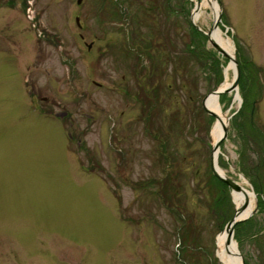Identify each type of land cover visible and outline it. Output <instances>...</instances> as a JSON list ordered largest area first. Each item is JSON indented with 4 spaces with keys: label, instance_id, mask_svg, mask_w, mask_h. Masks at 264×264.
<instances>
[{
    "label": "rangeland",
    "instance_id": "1",
    "mask_svg": "<svg viewBox=\"0 0 264 264\" xmlns=\"http://www.w3.org/2000/svg\"><path fill=\"white\" fill-rule=\"evenodd\" d=\"M30 1L0 0V264H221L236 205L209 178L202 100L229 59L191 24L194 1ZM217 2L241 73L238 103L220 97L218 165L253 192L237 158L264 131V0ZM254 99L249 129L237 113ZM252 220L234 234L246 264Z\"/></svg>",
    "mask_w": 264,
    "mask_h": 264
},
{
    "label": "flooded vegetation",
    "instance_id": "2",
    "mask_svg": "<svg viewBox=\"0 0 264 264\" xmlns=\"http://www.w3.org/2000/svg\"><path fill=\"white\" fill-rule=\"evenodd\" d=\"M34 2L35 0L30 1L29 5L32 6ZM77 4H80L78 3V0H77ZM34 16H35V13L33 17ZM75 22H76L77 27L81 29L82 26L80 25L79 18H76ZM80 38L81 39L83 38L82 35H80ZM92 45H93L92 42L87 45L88 50H90L93 47ZM45 99L46 98H43V100ZM255 102L256 101L254 99L253 108L250 109L251 111L250 118L252 117L254 113ZM242 109L243 108L239 109L237 113V115H239L240 117H241L240 113L242 112ZM241 124L243 126V123ZM251 124H252V121H251ZM244 128L245 130H247L246 125L244 126ZM252 129H254V125H252ZM255 133H257L259 137L257 139V137H255L254 135L250 136L251 141L249 140V142H250V145L252 144L253 146L252 149L247 148V151H250V152L245 153L243 150L244 148L242 147L239 149L238 158H237V165L239 167L240 172L242 173V175H240V179L243 178V180H247L253 186L252 191L255 196L253 198L254 209L251 210L252 213L246 217L245 221L239 223L236 226L234 234H237V236L240 235V225L243 224L244 222H247L253 219L249 223L248 228L243 231V236L240 238L239 244L240 245L243 244V242H245L246 240L250 244L249 248H251L252 251L254 252L253 257H251L253 264H264V131L262 130L260 132V131L255 130ZM240 139L243 140V136ZM246 145L248 144L246 143ZM210 170H211V166H210ZM225 176L229 178L227 175ZM235 182L239 184V182L237 181ZM224 185L227 186L226 184ZM249 203H250V200H249Z\"/></svg>",
    "mask_w": 264,
    "mask_h": 264
},
{
    "label": "bare ground",
    "instance_id": "3",
    "mask_svg": "<svg viewBox=\"0 0 264 264\" xmlns=\"http://www.w3.org/2000/svg\"><path fill=\"white\" fill-rule=\"evenodd\" d=\"M195 4V8L192 13V20L194 23H197L200 19L203 12L206 10V8L211 9L213 13L214 19L217 18L218 13L220 12V6L218 3H215L214 0H193ZM211 38L221 47L227 55L230 57L234 56L233 53V47L231 43L227 40H223L219 29H215V31L212 33ZM233 71L235 73V65L231 59H229L228 66L225 69V76L226 80L225 82L219 87V89L228 88L232 82L228 79V72ZM233 102H237L240 100V96L237 93H233ZM206 107L212 111L216 116V120L212 126L211 130V136L213 139V144L222 136L223 128L226 124V116L223 114L222 107L220 105V96H217L215 94H211L205 103ZM220 149L214 154L215 159V166L220 174L223 176L226 175L224 171L219 167L218 165V158L220 156ZM243 177V176H242ZM243 180V178H242ZM240 184V183H239ZM241 185V184H240ZM242 186V185H241ZM247 196L250 200V203L253 200L254 193L251 191L246 190ZM233 200L236 205V208H240L244 201V195L239 191H233L232 192ZM252 208L251 205L249 208L241 214V218L246 217L250 214ZM228 238L227 230H223L218 236L216 237V255L218 257V260L221 264H241V260L239 256H237L236 251L238 250L234 240H231L229 245L227 246L226 241Z\"/></svg>",
    "mask_w": 264,
    "mask_h": 264
},
{
    "label": "water",
    "instance_id": "4",
    "mask_svg": "<svg viewBox=\"0 0 264 264\" xmlns=\"http://www.w3.org/2000/svg\"><path fill=\"white\" fill-rule=\"evenodd\" d=\"M81 0H78V3H80ZM215 3H218L217 0H214ZM220 17H221V8H220V12L217 15V18H215L213 25L211 27L210 30L207 31H203L201 30L192 20L191 17V24L193 25V27L198 30L199 32H201L203 35H205L209 41V43L212 45V47L217 51L218 54H220L223 57H226L228 59H231L235 65V73H234V80L232 82V84L228 87V88H224V89H215L213 90L209 95H207L203 100H202V107L205 110V112L214 117L215 119L217 118V116L210 111L205 103L207 98L211 95V94H215L217 96H221L224 94H231L233 92L237 93L238 92V85H239V79H240V66L237 62V59L235 58V56L230 57L229 55H227V53L221 48L219 47V45L211 38L212 33L215 31V29H217V24L220 21ZM228 121L229 118L226 119V124L223 128V133L222 136L213 144L212 148H211V155H210V166H211V171L212 174L214 175L215 178H217L218 180H220L221 182H223L224 184L227 185V187L229 189H231L232 191H239L244 195V201L243 204L240 208H236L232 218L228 221V223L226 224L224 230H227L228 233V238L226 241L227 246L229 245L231 240H234V233H235V228L236 226L245 221L246 217L241 218V214H243L250 206L249 203V199L246 193V190L240 186L239 184H237L235 181L230 180L229 178H227L225 175L223 176L222 174H220L215 166V159H214V154L220 149V146L222 144V142L226 139L227 137V126H228ZM252 213V211L250 212V214ZM249 214V215H250ZM235 242V240H234ZM236 244V242H235ZM237 246V244H236ZM237 256H239L240 260H241V264H246L245 260L242 256V254L239 252V250L236 251ZM218 258V257H217Z\"/></svg>",
    "mask_w": 264,
    "mask_h": 264
},
{
    "label": "trees",
    "instance_id": "5",
    "mask_svg": "<svg viewBox=\"0 0 264 264\" xmlns=\"http://www.w3.org/2000/svg\"><path fill=\"white\" fill-rule=\"evenodd\" d=\"M245 68L243 67V69L242 70H244ZM247 69V68H246ZM241 70V71H242ZM241 78H244V75H243V77H241ZM221 98H224V95H222L221 96ZM246 104V103H245ZM240 115H241V117H243L244 116V119L243 120H245V121H247V119H248V123H249V129H251L252 127H250L251 126V119H250V114H247V116H246V114L244 113V111H242L241 113H240ZM234 117V116H233ZM210 118H211V116H210ZM234 118H232V120H233ZM210 171V175H209V178L210 179H215L219 184H221V185H223V186H225L220 180H218V179H216L213 175H212V173H211V170H209ZM211 181V180H210ZM210 184H211V182H210Z\"/></svg>",
    "mask_w": 264,
    "mask_h": 264
}]
</instances>
